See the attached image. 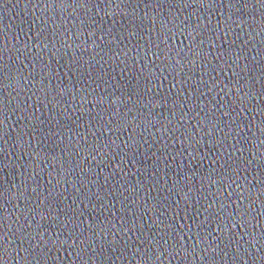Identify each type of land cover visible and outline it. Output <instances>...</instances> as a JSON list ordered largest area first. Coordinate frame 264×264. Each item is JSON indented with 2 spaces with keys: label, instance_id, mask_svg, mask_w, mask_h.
<instances>
[{
  "label": "water",
  "instance_id": "obj_1",
  "mask_svg": "<svg viewBox=\"0 0 264 264\" xmlns=\"http://www.w3.org/2000/svg\"><path fill=\"white\" fill-rule=\"evenodd\" d=\"M50 2H52V0H0V50L5 46L10 48L9 53H5V58L0 63L8 65L12 70L11 83L9 79H5L3 75H0V120L4 121L3 125H0V127H3L4 131V135H0V193H2V195H0V234L9 229L15 231L18 226L17 217L20 218V224L27 223V220H25L22 214V212L28 211L26 205L30 204L32 208H35L36 204L39 203V199L36 197V194L32 192V188L39 184L43 189L44 195H47V192L51 189V186L48 185L47 182L52 178L48 173L53 169L59 171V165L51 161L52 156L55 155V157L59 159L61 155L62 163L65 160L72 161L71 165L66 164L65 167H74V172L68 174L71 176L70 178L65 176V179H68V184H72L73 187L68 188V184H64L62 181L61 186L57 188L53 196L47 201V203L51 205V208L44 206L42 210L37 209L38 214L35 216V219L31 220V223L28 224V230L34 233V238L29 240L28 244H36V252L38 255L44 252L47 253L48 257H51V259H42L40 264H84V261L73 259L76 253L72 251L69 245L72 243L75 244V241L71 240L68 236L67 229L62 228L61 224L68 216H72V212L69 211L70 207L76 209L77 214L81 210H84L82 204L80 208H77L76 204L73 203V197L76 195L75 187H79V185L75 184V180L77 177L87 175V173L82 174L79 170L80 168L86 169L91 167L93 168V174L90 176V179L95 181V183L91 185L86 184L85 189H81L82 192H87L89 189L94 193L99 192L100 187L105 186V191H107V189H112L122 193L120 200H123L124 196H127L128 201H124V203H129V201L135 199V187L137 185H143L139 193L141 199L138 205L141 219L136 221L135 231L139 234L142 226V231L146 240L154 239L152 244H148L146 240L140 243L136 236H132L131 241H125L123 237L127 235L131 236V233L121 232L120 247L125 243H131L132 251L129 252L128 249H125L124 253H121L119 250L113 252L112 249L108 247L103 253V255H108L110 257L106 264H141L140 258H144L143 264H260V261L264 260V205L261 204V200H264V196L260 195L261 188L258 183L260 173L257 165L259 161H253V165L247 170L242 169L241 172L238 173L240 179L237 180L235 184H231V187L228 189V191L235 189L236 192L239 193V196L243 198L240 199L233 196L237 204H249L252 197L245 194L243 185H241L240 188H237L236 185L241 184V181H243L244 184H248L249 188L255 187L254 198H259L256 199V203L250 204V211L255 209V212L252 213L254 216V219L251 220L252 227L248 229L245 228L242 232L243 226L240 224L227 225L230 232L236 234L232 236L230 241L227 240V232H213V236H219L221 239H224V242L212 241V243L218 245V248L222 249V251L210 252L208 257L205 255L207 249L203 248L204 245H200L201 248L197 249L199 253L198 256L185 255L182 250L180 251V245H184L185 248L190 250V245L195 244L197 233H199L201 237H204L209 231L217 227L215 221H212L210 224L206 221L208 213L205 212L204 209L207 207V201H205L203 196H200L199 193L204 192L206 194L210 191L215 194L219 185L208 187L207 181H201V178L211 177L217 180L220 179L217 173L223 175L224 170L221 169L220 166L227 160L228 155L231 154V147L230 144L226 148H221L219 145H216V147L210 150L211 142L205 137L201 144L194 148L185 149L184 155L177 156L176 160L173 161L172 154H175L177 150L181 149L182 144L175 142L173 136H168V138L165 139L164 136L168 135L167 133L156 131L157 128L166 124V120L163 118L164 116L171 119V104H169L167 111L163 108L153 110V115L149 116L148 119L152 120L153 123H156L158 120L159 124H154V126L150 127L147 131H143L140 127H137L135 129L137 135L134 141L128 139L132 133L131 128L122 132H116V136L120 137V140L117 141L120 147H123L125 142L132 144V149L129 150V162L127 164H122L123 171H120L121 162H119V157L113 158L112 153H109L107 157L103 156V154L97 155L96 160H91V156L87 151H81L78 157L64 158L62 156L61 149L63 144L70 139H72L73 142L75 141L67 131H64V136L58 135L52 136L51 138L47 136L48 129L56 131L55 128H52V125L56 124V121L52 120L51 124L48 123L51 116L50 110L65 112V109H67L65 112L66 115L75 111V115L72 116L74 120L80 116V112L76 111V108H79L81 105L71 99L72 96L79 97L80 95V93H77L75 90L79 84V80L73 77L70 69L65 66V61L67 58L71 57L72 51L75 52L76 56L83 54L85 59H87L91 53L88 51L81 53L79 50L73 49L69 50L67 56H65L67 50L60 49V51L57 52V56L53 58L51 53L44 49L45 45L43 42L37 45V47L41 48L38 55L45 56V61L48 59L52 66L51 78L44 77L43 84L50 85L53 90L57 84L61 87L71 89L63 98L55 95L51 96L53 103H55V100L59 99L60 103L64 104V108H60L59 105H56L54 109L53 104H47L46 101L45 103L38 102L39 99L43 98L42 94L38 97L35 92H28V88L32 87L31 80L29 85L24 86L23 80L19 81V77L15 74L16 72H20L22 77L29 78V73L32 71V61H30L29 57H32L33 61L35 60V57H33L35 49L29 52L26 48H23V45L29 43L28 37L32 36L34 31L43 28L47 33H63L64 37H67L69 32L75 33L76 31H83L84 34L79 40H76L73 36L71 40L64 39L63 42L65 44L71 43L75 45L82 40L84 42L82 47H85L87 44L91 43L92 40H97V36L100 34V30L98 29L96 34L89 38L85 29L90 30L95 27V24L90 25L87 21L94 20L97 24H100L101 20H103L101 28H106L116 19H120L121 22H123V13H119V10H116L119 15H113L111 18L105 16L103 11H101L100 15H88L83 10L79 9L73 10L69 8L60 10L45 7V4ZM93 2H96V0H93ZM113 2H115V0H113ZM144 2H147V0H144ZM229 2L234 6L229 7ZM245 3L249 4V7H243ZM222 4L224 7H221ZM95 11V9L91 10L92 13H95ZM128 11L132 12L131 9H128ZM144 11L147 10H143V4H141V12L139 15H143ZM172 11L177 18H181L182 20L188 18V21L193 24H199L200 21H203L205 28L211 27V29H213V31L210 32L202 30V35L197 37L196 42L198 50L200 47L199 41L201 39L205 41V44L201 45V47L204 48L205 52L209 53L208 60L210 61L206 79H208L210 85H215L213 90L208 92L206 88L201 87L200 91L204 92V96H199V98H197L199 94L193 91L197 87L199 77L202 75L204 64L198 63L194 68L185 66L181 73V79L184 75H187L191 80V87H186L184 89L185 92H192L193 95V100L190 102L192 111L189 115L192 116L193 120H200L208 114V110H211L215 113L214 122H216L221 129L217 135L222 137L224 133L228 132V127L223 123H219V121L228 118L221 116V112L224 111V109L221 108V104L226 101L231 103L228 99L229 96L235 98L236 95H240L243 97L244 93L249 91L247 87L239 88V84H251L254 89L252 92V99L249 101L251 111L243 112L242 116L247 117V120H245L246 125L248 121L255 117V126L248 132L247 140L243 139V133H241L240 137H235V132L233 131L235 138L230 143L236 145V139L240 140V145H237V147L244 146L248 149V151L244 153L246 160H251L253 156H259L260 152L257 151V149L264 151V145L260 144L261 139H264V137L261 136L260 132L261 118L259 115L260 106L264 105V100H261L259 95L261 86L264 85V67H262L264 66V58L260 55V53L264 52V31L261 30L264 28V22H262L261 17V12L264 11V9H260L258 0H238V2L237 0H211V3H206L204 7L193 5L190 8H179L173 9ZM170 14L172 13H170L167 8L165 11L160 12V15L165 17ZM80 21H85V23L78 29L76 25ZM221 22H223L225 26L227 23H231V35H226L225 30L216 31V29L220 27ZM237 25L239 26L237 27ZM156 29L157 31L159 30L158 24L156 25ZM48 39L49 42L47 43V47L51 48V40H56V37L50 35ZM225 39L227 40L226 44L223 43ZM97 42L99 43V41ZM147 42L148 33L146 30L145 39L142 43L146 46ZM32 43L35 44V39H33ZM56 43L57 48H59V41H56ZM139 43L141 42H133L131 52L133 57L140 51L136 46ZM181 44L185 45L183 51L187 52L189 42L178 34L175 38L173 49L180 48ZM214 45L215 54H219L221 49L225 51L230 49L232 59H235L238 55L244 56L245 59L237 61L240 67L227 68V72H221L220 75L212 72L211 68L213 65L224 62L223 60L218 61L215 58V54L212 53ZM169 46H172L171 42H169ZM160 47L163 48L164 45L161 44ZM153 51H155V48H153ZM8 56L10 57L9 60L7 58ZM178 58L179 57H177V59ZM166 59L165 57V61ZM224 59L227 60L228 57L226 56ZM163 62L164 61H157V68L154 71L157 75H167L168 78L167 80H157L155 83L163 84V89L154 88L153 91L160 92V99L163 101L164 97L167 96L171 90L173 93L171 98L176 99V92L180 86L178 85L177 88L174 89L170 88V86L174 83L175 73L181 70L179 68L175 70L167 67L162 68L160 65ZM25 65L28 67L25 68ZM241 69H243V71H241ZM8 71L9 68L4 69L5 74L8 73ZM36 71H40L39 65H37ZM125 71H127V69H125ZM232 71H237L239 73L240 79L237 89L232 87L238 79L232 76ZM113 75L118 79L120 73L116 72L113 73ZM31 79L39 80V76L31 77ZM80 83H83V81L81 80ZM22 87L25 88L23 92L20 91ZM85 87H87V84H85ZM92 87H95V85H92ZM25 97L32 98V108L27 109V111L32 112L33 116L38 119L34 118L29 120L24 113L16 109V104L19 101L23 102V106H27L29 101ZM179 99L183 100L184 97L180 96ZM71 103L75 105L74 108H68V104ZM197 106L202 109H198ZM83 108L91 110L92 105L83 104ZM121 111H123V107H121ZM184 111H187L186 107ZM156 112H161L163 115L156 116L154 115ZM197 112H199V115H197ZM176 119L179 120V115L176 116ZM193 120H189L188 125H193ZM40 121H44V123L40 124ZM77 123H80V121H77ZM87 123L88 121L85 119L84 127L75 128L74 125L72 127L76 132L83 135L88 132ZM181 123H183V121H181ZM31 125H36L38 129H42V131H38L36 134L32 133L29 130ZM165 126L170 128V126ZM22 130L27 134L24 136L25 142H28L27 147L24 145L17 147L16 145L17 134ZM245 130L247 131V128ZM93 131H95V129H93ZM207 131L208 127H205L204 132ZM34 135H37V139L40 140V142L35 145V148H32L34 143L32 137ZM100 135L101 133H97V137ZM109 135H111V133H109ZM40 137H43V139H40ZM115 138V136L112 137V139ZM75 139H79V136ZM91 139L95 141L96 137H91ZM180 139L182 140V138ZM196 139L200 140V136L197 135ZM144 140H147L148 144H153L155 141L154 147L149 150L148 145H143V147L137 149L136 145L143 144ZM54 143L59 144L61 149H53ZM81 143H83V141H81ZM164 144L168 145L170 152L167 159L164 160L163 157H161V161L159 162L160 171H157V173L152 176V180H159V184L155 185V187L160 190L154 191L152 180H148L144 176V172L147 171L152 175L153 169L156 168V158L151 155V152L160 149L162 153L164 151ZM193 144H195V141H193ZM29 148H32V152H34L32 155L39 153L41 159L44 157H48V159L37 161L39 167L43 169V172L34 177H32V167L29 166L28 174L32 179L28 184V191L25 192L23 196H20V191L16 187H13V185H21V181L24 180L25 170L20 164L22 160L26 159L25 153L31 152ZM165 151H167V149H165ZM136 152L139 154L135 155V160H133L132 156ZM189 152H192L191 156L188 155ZM197 152L199 153L198 155ZM221 152L224 153V156L221 159H217V156ZM91 155H96V152L91 153ZM236 155L240 156V153L237 152ZM193 156L195 157L194 159ZM201 157H203V159H201ZM30 158L31 154L28 155L27 159ZM113 161L116 162L115 167L112 166ZM135 161H139V163ZM228 163L231 164V161H228ZM167 164L171 165L170 169L165 167ZM45 165H48V167L45 168ZM75 165H79V168H76ZM241 167L244 168L245 166L242 165ZM96 169L97 171L100 169H104L105 171L98 178V181L95 175ZM113 172L116 173L115 176L110 175ZM125 173H127V175H125ZM106 176L108 177L107 183L105 182ZM181 176L183 179H181ZM233 179H235V177H233ZM197 181L205 183L206 187L201 189V183H197ZM249 181L251 182L250 184ZM53 183H55L54 179ZM223 183H229L227 178H225ZM173 185H175V187H173ZM190 188L193 189L192 193L188 192ZM65 189H68V191L65 192ZM125 189H127V191H125ZM40 190L41 189H38V191ZM186 193H188L187 197L185 196ZM224 196L227 197V191L224 192ZM17 197H19V199ZM149 197H151L150 200L148 199ZM106 198L109 200L106 208L101 206V202L95 201V197H93V202H89L88 200L83 201V204L88 205L87 209L84 210L85 217L96 218L94 221H86L85 228H87L89 222H94L99 225V221L103 220L105 217L111 220L113 213L116 214V219L112 221L113 223L119 226V224L123 222L120 217L126 214L122 211V204L112 200L110 196ZM210 199L211 197H209V200ZM219 199L223 200L224 198L220 197ZM146 201L147 204L145 203ZM76 203L78 204L80 201ZM224 203H227V201L224 200ZM13 205H15V207ZM149 205L151 206L149 207ZM129 207H132V205L129 204ZM145 207L148 208L147 212H144ZM218 207L219 203L217 204V208ZM234 210L235 205H233V211ZM177 212L179 214H176ZM42 216L47 217V219H42ZM58 217H63V219L58 222ZM83 218L84 217H81V220H83ZM28 219H31V214ZM201 222L204 223L202 224ZM37 223L41 225L40 228L35 227ZM132 223V217H128V227H131ZM225 223L227 224V222L221 219L220 228H224ZM201 227H203L205 231H200ZM114 231L115 229L113 232H109L107 239L112 240L115 235ZM40 233H42V235H40ZM9 235L10 237L12 236L11 233ZM237 236H239V240H237ZM59 238L69 239H67L65 245L59 247V250H57L58 244L53 245L52 241L58 240ZM208 240L211 241V237H208ZM165 241H169V243L165 244ZM156 242H158V244ZM19 243V241L15 242L16 245H19ZM28 244H26L25 247H27ZM145 245H147V247H145ZM173 245H175V251L173 254H170ZM164 247L169 249V253L164 252ZM137 248L142 249V251H137ZM237 248H239L242 253L247 249V253L255 257V259L248 258V256L245 255L241 256L238 260H234ZM96 251L98 257L88 260L87 264H105L102 260L103 255L100 249H96ZM70 253L71 255H69ZM159 253L160 259H156ZM225 253H227V255H225ZM17 255L18 254L13 252L11 256L0 258V264H38V262L31 257L25 259L26 253H21L19 258H17ZM118 257H120V259H117ZM147 257H151L152 259L148 260ZM200 257H204V259ZM210 257H216L215 261L213 262Z\"/></svg>",
  "mask_w": 264,
  "mask_h": 264
},
{
  "label": "snow or ice",
  "instance_id": "obj_2",
  "mask_svg": "<svg viewBox=\"0 0 264 264\" xmlns=\"http://www.w3.org/2000/svg\"><path fill=\"white\" fill-rule=\"evenodd\" d=\"M238 2V0H237ZM210 4L211 0H52L50 3H46L45 7L47 8H55V9H73V10H83L88 15H100L101 11L103 14L109 18L113 15H119V13H123V22L120 19H116L113 21L111 25H108L106 28H101V24L103 20H101L100 24H97L96 21L91 20L87 21V23L95 24L94 28L90 30L85 29L87 31V35L91 38L96 34L97 30H100L99 36H97V40H92L91 43L87 44L85 47H82L84 42L81 40L79 43L73 45L71 43L65 44L63 42L64 39L71 40L73 36L76 40L84 34L83 31H76L75 33L69 32L67 37H64L63 33L57 34L56 32L47 33L43 28L38 31H34L32 36L28 37L29 43L23 45V48H26L29 52L32 49H35L33 53V57L35 60L33 61L32 57H29L30 61H32V71L29 73V78H24L21 76L20 72H16V76L19 77V81L23 80V85L27 86L30 83L32 87L28 88V92H35V94L39 97L42 94V99H39V103L53 104V108H56V105H59L60 108H64V104L60 103V100L51 99L52 95L59 96L63 98L67 92H70L71 89H67L66 87H61L59 84L56 85L53 90L50 85L43 84L44 77L51 78L52 66L50 61L47 59L45 61V56L38 55L40 53L41 48L37 47L41 42L44 43L47 52L51 53V56L55 58L57 56V52L60 49H66L67 52L69 50H79L81 53L88 51L91 55L85 59V56L81 54L80 56H76L75 52L72 51V55L70 58H67L65 61V66L68 67L74 78H78L79 84L76 87V92L80 93L79 97L72 96L71 99L76 101L81 106L76 108V111L80 112V116H78L75 120L72 119V116L75 115V111L66 115L65 112L51 111L50 119L48 123L51 124L52 120L56 121V124L52 125V128H55L56 131L52 129H48L47 136L51 138L52 136H64V131H67L71 137L74 139L68 140L63 144L62 149L59 144H53V149H61L62 156L64 158L67 157H78L81 151H87L91 156V160H96L97 155L103 154L106 156L109 153H112L113 158L119 157L120 163V171H123L122 164H127L129 162V150L132 149V144L125 142L123 147L117 143L120 140L119 136H116V132H122L126 129L131 128L132 133L129 136L130 141H134L135 136L137 135L135 129L140 127L143 131H147L150 127L154 126V124H159L157 120L156 123H153L152 120L148 119L149 116L153 115V110L155 109H165L166 111L169 108V104H171L172 112L171 119L167 116L163 118L166 120V124L162 125L160 128H157L156 131H163L168 135L164 136L165 139L168 136H173L175 142H179L182 144L181 149L177 150L175 154H172L173 161L176 160L177 156H183L185 149L194 148L195 146L201 144L205 137L211 142V148L219 145L221 148L231 147V154L228 155L227 160L221 164V169L224 170L223 175L217 173L220 176V179H213L211 177L201 178V181L206 180L207 186H215L219 185V188L215 194L210 191L206 194L204 192H200L199 195L203 196L204 200L207 201V207L204 209L205 212L208 213L206 217V221L210 224L212 221H215L217 224L216 228H213L211 231L207 233L206 236L201 237L199 233H197V237L195 239V244L190 245V250L185 248L184 245H180V251L182 250L185 255H196L199 253L197 251L198 248H201L200 245H204L203 248L207 249L205 255L208 257L210 252H218L222 251V249L218 248V245H214L212 241H219L220 243L224 242V239H221L219 236H213V232L221 231L227 232V240H231L232 236L236 235L235 233L230 232V229L227 228L229 224H240L242 225V232L245 228L252 227L251 220L254 219L252 215L255 212V209L250 211V204L256 203V199L254 198V190L255 187L249 188L248 184H244L241 181V184H237L236 187L240 188L243 185V190H245V194L252 197L249 201V204H237L236 199H233V196L237 198L243 199L239 196V193L236 192L235 189L232 191H228L231 187V184H235L237 180L240 179L238 173L241 172L242 169L247 170L253 165V161H259L257 167L260 173V177L258 178V183L261 188L260 195L264 196V151L261 149H257L260 152L259 156H253L251 160H246L244 157V153L248 151V149L244 146L237 147L240 145V140L236 139V145L230 143L233 141L235 137H240L241 133H243V139L247 140L248 132L251 131V128L255 126V117L248 121V124H245V120L247 117H243L242 113L245 111H251V107L249 106V101L252 99L253 86L251 84H239V88L247 87L249 89L248 92H245L243 97L240 95H236L235 98L229 96L228 99L231 103L227 101L221 104V108L224 109L221 112V116L228 118L219 123H223L228 127V132L224 133V135L218 136L217 133L221 131L218 127V124L214 122L215 113L211 110H208V114L204 116L203 119L193 120L192 116L189 113L192 111L190 107V102L193 100L192 92H185V88L191 87V80L187 75H184L181 79V73L185 66L195 67L198 63H202L205 66L203 67L202 75L199 77L197 87L193 90L198 93L199 96H204V92L200 91V88H206L208 92H211L215 87L214 84H209L208 76L209 64L208 60L209 53L204 51V48L201 45L205 44V41L201 39L199 41L200 47L197 50V37L202 35L203 31H213L211 27L205 28L204 22L200 21L199 24H193L186 20H182L181 18H177L172 11L173 9L179 8H190L193 5L197 7H204L205 4ZM260 9H264V0H258ZM141 4H143V10H147L143 12V15H139L141 12ZM135 5V6H133ZM179 6V8H178ZM229 7H233L234 5L229 2ZM221 7H224L222 4ZM243 7H249V4L245 3ZM167 10L172 13L167 17L161 16L160 12ZM95 9V13H92L91 10ZM128 9H131L132 12H129ZM106 10V11H104ZM119 10V13L116 11ZM156 10V11H153ZM135 13V14H134ZM262 22H264V11L261 12ZM188 21V22H186ZM85 21H80L76 28H80ZM243 23V22H241ZM159 25V30L157 31L156 25ZM239 25H237L238 27ZM59 27V26H57ZM232 25L231 23L225 24L221 22L220 27L216 29V31L225 30L226 35L232 34ZM148 33V42L147 45H143V41L145 39V31ZM264 31V28L261 29ZM187 33V34H185ZM181 35L185 40L189 42L187 52H184L183 49L185 47L184 44H181V47L178 49H173L175 44V38L177 35ZM55 36L56 40H51L52 47L48 48L47 43L49 42V36ZM33 39H35V44L32 43ZM56 41H59V48H57ZM99 41V43L97 42ZM127 42V43H125ZM133 42H141L136 46L140 49V51L133 57L131 55ZM169 42H171L172 46H169ZM223 43H227V40ZM163 44L164 47L161 48L160 45ZM155 48V51H153ZM55 49V50H54ZM10 48L5 46L2 50H0V62H2L5 58V53H9ZM231 50L225 51L221 49L219 54H215V45L213 46L212 53L215 54V58L220 61L223 60V63H219L218 65H213L211 68L212 72H215L217 75H220L221 72L226 73L227 68L240 67L237 64L238 60L245 59L244 56L238 55L235 59L231 58L230 55ZM23 54V53H22ZM191 54V55H190ZM262 58H264V52L260 53ZM228 57L225 60V57ZM165 57L167 58L165 61ZM177 57H179L177 59ZM8 60L10 57H7ZM157 61H164L160 67H167L169 69L175 70L179 68L181 71L175 73L174 83L170 86V88H177L179 85V89L176 92V99H172L173 96L172 91L170 90L168 95L164 97L163 101L160 99V92H154V88L163 89V84H156L157 80H167V75H157L154 71L157 68ZM230 62V63H229ZM37 65H39L40 71L37 72ZM119 65V67H118ZM28 66L25 65V68ZM264 67V66H262ZM9 68L8 73H4V69ZM127 69V71H125ZM243 71V69H241ZM119 72V78L113 73ZM0 75H3L5 79H9L10 83L12 77V70L8 65L0 63ZM39 76V80L31 79V77ZM232 76L237 77V81L232 85L233 88H238L239 83V73L237 71H232ZM58 79V77H57ZM250 79V78H249ZM83 83H80V81ZM87 84V87H85ZM39 85V86H37ZM95 85V87H92ZM20 91H25V88H20ZM260 98L264 100V85L261 86L260 90ZM183 96L184 99L180 100L179 97ZM28 99L27 106H23V102L19 101L16 104V109L19 112L24 113L29 120L34 119L32 112L27 111V109L32 108L31 97H25ZM223 99V98H222ZM46 104V106H47ZM83 104H91L92 109H84ZM235 106V107H233ZM74 104H68V108H74ZM121 107H123V111H121ZM185 107L187 111H184ZM198 109L199 106H197ZM146 110V111H145ZM87 113V115H86ZM154 115L162 116L163 113L156 112ZM179 115V120L176 119V116ZM199 115V112H197ZM260 132L261 136L264 137V105L260 106ZM22 118V117H21ZM6 119V118H5ZM38 119V118H35ZM87 119V127L88 132L81 135L79 132H76L73 129V125L75 128L84 127V120ZM193 120V125H188V121ZM80 121V123H77ZM183 121V123H181ZM4 121L0 120V125H3ZM44 121H40V124H43ZM234 126V128H233ZM208 127V131L204 132V128ZM194 128V131H193ZM247 128V131L245 130ZM95 129V131H93ZM29 130L32 133H37L38 131H42V129H38L36 125H31ZM233 131L235 132V137L233 135ZM97 133H101L99 137H97ZM111 133V135H109ZM0 135H4L3 127H0ZM27 135L25 131H21L17 134V147L24 145L28 146V142H25L24 136ZM197 135L200 136V140H197ZM254 135V133H253ZM79 136V139H75ZM115 136V139L112 137ZM91 137H96V140L93 141ZM182 138V140L180 139ZM34 143L32 148H35V145L40 142L37 139V135L32 137ZM43 139V137H40ZM83 141V143H81ZM173 141V140H172ZM195 141V144H193ZM261 145H264V139L260 141ZM143 145H148V149H152L155 145V141L153 144H148L147 140L143 141V144H137V149L143 147ZM164 151L161 153L160 149L151 152V155L156 158V168L153 169L152 175H150L147 171L144 172V176L148 180H152V176L160 171L159 162L161 161V157L163 159H167L169 156L170 150L168 149V145L164 144ZM31 152L25 153V160L21 161V166L24 168V180L21 181V185H13L20 191V196H23L25 192L28 191V184L31 181L32 177L39 175L43 172V169L39 167V163L37 161H42L43 159H48V157H44L41 159L40 154L36 153L32 155ZM167 149V151H165ZM96 152V155H91V153ZM239 152L240 156H237L236 153ZM31 154V158L27 159L28 155ZM139 153L136 152L133 154L132 159L135 160V155ZM199 153L197 152V155ZM188 155H192V152H189ZM224 156V153L221 152L217 159H221ZM195 157L193 156V159ZM60 158L57 159L55 155L52 156V160L56 164L59 165V171L53 169L48 173L51 179L48 180V185L51 186V189L47 192V195H44L43 189L41 185L37 184L32 188V192L36 194V197L39 199V203L36 204L35 208H32L30 204L26 205L28 208L27 212H22L23 217L27 220V223L20 224V218L17 217L18 226L15 231L9 229L6 232L0 234V258H5L7 256H11L13 252L19 258L21 253H26L25 259L31 257L33 260H36L38 264L42 261V259H51V257L47 256V253L41 252L39 255L36 252V244H28L29 240L34 238V233L28 230V224L31 223V220L35 219V216L38 214L37 209H43L44 206L51 208V205L47 203L48 199L53 196L56 192L57 188L61 186V182L64 184H68V179H65V176H68L69 173L74 172V167H65V165H71V160H65L63 163ZM203 159V157H201ZM231 161V164L228 163ZM139 163V161H135ZM215 162V161H214ZM115 163L113 161V167H115ZM245 166L242 168L241 166ZM29 166L32 167V177L29 176ZM48 165H45L47 168ZM76 168H79V165H75ZM167 168H171L170 164L165 165ZM80 172L87 173V175H82L81 177H77L75 180V184L79 185V187H75L76 195L73 197V203L76 204L77 208H80V205H83V209L86 210L88 205L83 204L84 200H88L89 202H93V197H95V201L101 202L102 207H107L109 200L106 197H111L112 200H115L122 204V211L126 214L121 216L120 219L123 221L119 226H117L112 221H115L116 214L113 213L111 220H108L105 217L103 220L99 221V225L94 222H89L87 228H85L86 221H94L95 217H85L84 210H81L78 214L76 209L69 208V211L72 212V216H68L66 220L61 224L62 228H66L68 231V236L72 241H75V244L69 245L72 248V251L76 253L73 259H77L78 261H84V264H87V261L90 259H94L98 257L96 249H100L101 254L103 255L106 248L110 247L113 252L119 250L121 253L125 252V249H128L129 252L132 251L131 243H125L122 247H120V234L121 232L131 233V236H124L123 239L125 241H131L132 236H136L137 240L142 243L146 240L144 233L141 231L139 234L135 231L136 229V221L141 219L140 209L138 207L139 201L141 199L139 193L143 185H137L135 187L136 196L135 199L129 201V203H124V201H128V197L124 196L123 200H120V196L122 193L114 191L112 189H107L105 191V186H101L99 192H92L89 189L87 192L81 191V189H85L86 184L91 185L94 184L95 181L90 179V176L93 174V168H80ZM215 170V169H214ZM104 169H100L99 171H95V175L98 181V178L104 173ZM111 176H115L116 173L113 172L110 174ZM127 175V173H125ZM59 177V178H58ZM235 177V179H233ZM227 178L229 183H223V181ZM53 179L55 183H53ZM181 179L183 177L181 176ZM257 179V178H256ZM108 177H105V182L107 183ZM153 190L159 191L155 185L159 184V180H152ZM197 183H201L197 181ZM251 182L249 181V184ZM22 186V188H21ZM72 184H68V188H72ZM175 187V185H173ZM206 187L205 183H201V189ZM162 188V186H161ZM38 189H41L38 191ZM171 190V189H170ZM68 189H65L67 192ZM127 191V189H125ZM193 189H189L188 192L192 193ZM227 191V197L224 196V192ZM2 195V193H0ZM188 196V193L185 194ZM209 197L211 199L209 200ZM223 197V200L219 198ZM19 199V197H17ZM149 200L151 197L148 198ZM224 200L227 203H224ZM80 201V203H76ZM147 204V201L145 202ZM219 203V207L217 208V204ZM129 204L132 207H129ZM261 204L264 205V200H261ZM233 205H235V210L233 211ZM15 207V205H13ZM151 205H149L150 207ZM148 208L145 207L144 212H147ZM31 214V219L29 215ZM176 214H179L178 212ZM81 217H84L81 220ZM128 217H132L133 223L131 227H128ZM42 219H47V217L42 216ZM63 217H58V222L62 220ZM221 219L225 223L224 228H220ZM202 224L204 222H201ZM36 228H40L41 225L38 223L35 225ZM183 227V226H181ZM115 235L112 240L107 239V235L109 232H113ZM200 231H205L203 227H201ZM12 234L10 237L9 234ZM247 233V232H246ZM245 233V234H246ZM42 235V233H40ZM208 237H211V241L208 240ZM119 238V239H118ZM67 239L53 240L52 244L57 245V250L59 247H62L67 242ZM154 239L146 240L148 244H152ZM237 240H239V236H237ZM19 241V245H16L15 242ZM158 244V242H156ZM169 241H165V244H168ZM28 244L27 247L25 245ZM227 246V245H225ZM147 247V245H145ZM155 247V245H154ZM137 251H142V249L137 248ZM175 251V245L172 247L173 254ZM164 252L169 253V249L164 247ZM71 255V253L69 254ZM134 255V253H133ZM227 255V253H225ZM247 255L248 258L255 259V257L251 256L247 253V249L242 253L239 248H237L235 259L238 260L241 256ZM204 259V257H200ZM110 259L108 255H103V261L106 262ZM117 259H120L118 257ZM148 260H151V257H147ZM156 259H160V253L156 256ZM210 259L215 261L216 257H210ZM141 264L144 262V258H140ZM260 264H264V260L260 261Z\"/></svg>",
  "mask_w": 264,
  "mask_h": 264
}]
</instances>
